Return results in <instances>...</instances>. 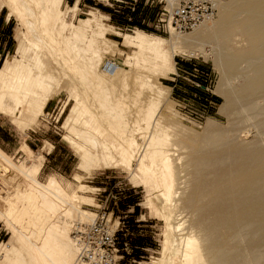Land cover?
<instances>
[{"label":"rangeland","instance_id":"374dc122","mask_svg":"<svg viewBox=\"0 0 264 264\" xmlns=\"http://www.w3.org/2000/svg\"><path fill=\"white\" fill-rule=\"evenodd\" d=\"M2 2L3 0H0V9L6 14L9 6L3 5ZM95 2L103 6L105 10L92 8L89 6L88 0L74 4L64 0L61 8L68 22H73L75 25L81 23L83 17H88L93 21L104 23V25L114 26L113 22L121 20L120 17H113L107 13L113 12L122 16V10L126 9L124 6L130 5L128 2H131L130 6L136 7L138 4L140 7L137 16H133L131 20L138 19L140 25L146 28L143 30L145 33L166 39L171 38L169 31L162 32L154 26V21L163 6V0H95ZM215 3L218 11L212 22H206L207 24H203L195 30L177 34L183 40V45L192 53L188 55L176 54L174 56L176 70L173 75L166 77L161 75L157 71L158 69L153 68L151 64H137L134 60L126 59L137 49L134 46L124 44L123 34L134 33L136 26H122L121 28L112 26L114 28L112 31L105 32L109 39L117 42V49L114 52L104 54L101 71L108 76L107 72L111 71V65L107 61L118 64L122 71L119 72L120 79L116 89L117 91L122 90L124 93L126 89V93L129 94L124 108L120 111H112L114 117L110 115L113 117L110 121L101 119V114L108 107V101L102 100V93L95 91L96 82L86 75H80V68L78 71L68 68L70 60L63 56L58 49L57 39L44 32L43 24L39 22L40 19L32 13V11L37 13V7L33 3H31L32 5L28 3L27 5H30L28 9L20 10L22 13L21 20L16 14L10 16L8 24L10 44L5 54L0 58V67L8 59L7 57H11L13 60H21L23 57L25 61H31L35 49H38L43 55L46 69L51 74L55 70L56 72L51 76L54 79L50 81L49 78L47 80L50 81L48 86L51 88H49L51 92H48V100L43 112L38 114L33 121H30L31 119L26 115L21 116V119L28 123L23 124V126L25 125L23 129L22 126L17 127V124L12 122L8 116L0 113V147L12 155L15 161L24 157L19 150L23 143L33 151L32 155L40 154L43 156V165L37 175V179L41 182H45L48 175H54L69 190H78L80 183L92 187L91 190L85 192L86 195L92 197V201L81 204V207L92 211L94 213L93 218L96 212L104 206L108 207L107 211H113L111 221H117L115 228L118 229V240L123 255L121 264H151L156 258L161 257V243L166 230V220L158 197L163 192L160 185L155 181L154 184L151 182L150 185L144 183L140 171L134 170L138 164L137 154L131 160L133 174L131 168H99L88 171L80 169L78 153L63 138L64 135L71 136L64 123L70 109L77 105L83 113L81 121L77 124L79 128H86L83 120H87L91 126L90 129L93 131L101 130L100 133H103V137L106 139L122 135L128 128L135 130L132 121L133 116L140 105L146 101L149 91L147 85L141 86L139 84L142 78L148 79L149 83L166 91V94L159 101V113L164 122L176 124L183 129L179 128L180 132L170 128L166 131L169 141L165 148L169 149L172 172L175 177L171 190L176 194L172 195L168 203V205L171 204V207L174 204V208H163L165 214H175L178 217L177 220L181 219L180 230L186 231L188 227L194 228L192 231L200 239L201 245L211 243L215 239L220 244L224 243L226 246L224 247V264H232L231 262H234L235 258L236 261L238 260L236 264H264V217H256L250 225H247L244 219L247 210L240 206L236 210L235 219H233V221L239 222H237L238 226L234 222L235 226L230 230L227 228L230 225L227 221L230 220L225 221L229 224L225 227L222 226L227 225L224 221L223 224L216 223V221H222L224 218V216L215 218L219 212L218 207L222 203L219 195L216 198L213 195V190L210 191V188H208L210 192L205 190L208 183L216 178V166V168L219 166L223 169L226 168L225 170L233 167L230 158L234 156V152L241 159V161L236 160L238 165L237 162L235 165H244L243 168L245 169L247 165H252L251 168L247 166L248 169H252L257 161H261L258 164L264 162V88H260L258 86L260 81L254 79L256 70L264 67V57L260 55L259 57L257 55L259 53L253 50L252 56L249 55L248 57L247 54L242 58L237 57L238 59L236 58L235 61L236 54L249 50L247 33L241 26L232 25L229 30H225V28L215 30L213 26L214 21H217L219 17V13L224 10L227 14H231L232 21L237 20V23H240L241 19L246 21L251 18L261 20L264 23V0H216ZM251 6H257L258 9L251 8ZM48 46L51 47L53 53L49 52ZM199 52L204 54H199ZM78 56L81 57L82 53L78 52ZM215 56L221 62L227 61L229 64L232 62V65L214 68L211 59ZM80 65L81 63L78 64V66ZM194 65L202 71L199 73L204 77L202 79L210 84L208 94L213 102L211 107L204 106V101L199 98L198 91L192 83V80H201V78L186 77L185 73L182 72V70L190 71ZM144 66L149 67V70H146ZM49 67L51 70H55L50 71ZM52 67L54 68L52 69ZM63 69L67 72H64L65 75L62 72ZM220 76L225 79L223 84L231 100L229 107L223 114L222 112L219 113V107L225 100L224 96L215 92L216 85L221 81L219 78L222 79ZM197 77L199 76L197 75ZM249 82H252L250 91H243L245 90L243 86ZM122 84L126 86L123 88ZM244 101L248 102L245 103ZM185 114L190 121L183 118ZM208 120L214 123L213 130L206 128ZM246 129L249 131L247 132ZM136 138H139L138 133ZM137 140L140 141V139ZM79 141L86 142L83 138H79ZM243 149L246 152H241ZM248 150L250 156L253 157L250 158L252 162L256 159L251 165L252 162L249 163L243 159ZM258 150L260 153H257ZM261 150L263 151L261 152ZM221 153L225 156H222ZM219 154L224 158L220 157V159ZM229 154L233 156L230 157ZM258 154L259 157H257ZM228 155L229 160L226 158ZM262 156L263 158H261ZM212 166H215L214 169ZM261 170L260 172H262ZM197 178L198 180H196ZM252 178L254 177L251 175ZM179 180H184L185 185L187 184L191 190L194 185L199 186L197 184H200L199 187L202 186L203 195L199 199L195 195L193 205L189 203L192 208H188L189 205L187 207L182 206V204H188L185 201L183 203L182 200L189 196L190 190L189 188L186 189V186L182 187V190L176 182ZM195 180L200 183H195ZM258 180L256 185L263 186L264 178ZM222 187L224 185H221ZM184 189L188 190L186 193L188 196H183L186 192ZM199 190L201 191L200 188ZM238 195V199H243L240 192ZM260 196L259 191H255V199L260 200ZM231 198L228 199L231 200ZM256 208L255 210L256 212L258 210L259 215L262 209L259 206ZM199 218L205 219L202 223L203 228L197 226ZM204 225L209 226L207 231L204 230ZM11 240V233H9L4 222L0 220V243H9ZM204 259H207L206 256Z\"/></svg>","mask_w":264,"mask_h":264},{"label":"bare ground","instance_id":"6f19581e","mask_svg":"<svg viewBox=\"0 0 264 264\" xmlns=\"http://www.w3.org/2000/svg\"><path fill=\"white\" fill-rule=\"evenodd\" d=\"M2 3L9 6L6 13L7 19L11 15L16 14L21 20L22 13H20V10L23 8L28 9L30 6L27 5L28 3H33L37 7V13L33 11L32 13L40 19L38 20L43 24L44 32L48 36L57 39L59 43L58 49L63 56L70 60L68 68L77 71L80 68V75H86L91 80H94L96 82L94 85L95 91L101 92L103 95L102 100L108 101L107 109L105 108L103 114H101L102 120L110 121L114 117L112 111H120L124 108L129 94L126 93V89V94L124 91H117L116 89L118 87V80L120 79L119 72L122 69L115 62L107 61L111 65V71L107 72L108 76L101 71L104 54L114 52L117 49V42L105 35L106 31L114 29L112 26L104 25V23L99 21H93L88 17H83L81 23L78 25L68 22L61 8L63 0H3ZM251 8L258 9L257 6H251ZM231 16L225 10L220 12L213 26L215 30H219L220 28L229 30L232 25L241 26L245 33H247L246 36L252 50L249 47V50L236 54L235 61L237 57L242 58L247 54L248 57L249 55L252 56L253 50L259 53L257 54L258 56L264 57L263 21L251 18L246 21H244L245 19H241L240 23H237V20L232 21ZM168 31L171 34L170 39L150 35L137 28H135L134 33L123 34L124 44L131 47L134 46L137 49L135 53L128 55L126 59L134 60L137 64H151L153 68L156 67L157 71L165 77L173 75L176 70L174 56L176 54L188 55L192 52L183 45V40L179 38L178 33L174 32L171 28ZM47 49L53 53L50 46ZM38 51V49H35L31 61H25L23 57L21 60H13L11 57H7L8 59L0 67V113L8 116L12 122L17 124V127L22 126V129L25 126L23 124L28 123L24 122L21 116L26 115L31 119L30 121H33L38 114L43 112V108L48 100V92H51L48 82L50 84V81L54 79L51 76L56 72L53 69L54 67H52L53 70L49 67L50 71L55 70L52 74L46 69L43 55ZM78 52L82 53L81 57L78 56ZM199 54L203 55L204 53L199 52ZM211 60L214 68L232 65V62L230 64L227 61V63L221 62L217 56ZM79 63H81L80 66H78ZM144 67L146 70H149V67ZM62 72L65 75L64 72L66 70L63 69ZM220 77L222 79L219 78L221 81L216 85L215 92L224 96L225 100L219 107L220 112L218 111L223 114L229 107L231 100L223 84L225 83V79L223 76ZM49 78L50 81H47ZM254 79L260 81L258 85L260 88H264V67L256 70ZM139 84L141 86L147 85L149 91L146 101L140 105L133 116L132 121L135 130L126 128L127 130L124 131V134L117 137L113 136L112 139H106L103 137V133H100L102 132L101 130L93 131L90 129L91 126L87 120H83L86 128H79L77 124L81 121L83 113L75 105L70 109L64 123L67 132L71 136L64 135L63 138L78 153V166L80 169L88 171L99 168H131V173L133 174L131 160L137 154L138 164L134 170L140 171L142 181L148 185L151 182L154 184L155 181V183L160 185L163 194L158 198L164 213L163 216H165L166 230L161 243V257L156 258L151 264H224V247H226L224 243L221 242L222 244H220L215 239L211 243L201 245L200 239L192 231L194 228L188 227L186 231L180 230L182 225L181 219L177 220L178 217L175 214L166 215L164 212V209L174 208V204L171 207V204L168 205V203L172 195L176 194L171 190L175 177L172 172L169 149L165 148L166 145L168 146L169 141L166 131L170 128L180 132L182 128L176 124L164 122L162 115L159 113V101L166 94V91L149 83L148 79L144 80L142 78ZM251 84L252 82L244 84L243 89L245 87V90L243 91H250ZM125 86L124 84L123 88ZM245 99L247 98L245 97ZM206 126V128L213 130L214 123L208 120ZM246 131L248 132L249 130L246 129ZM137 133L139 138H136ZM79 138L85 139L86 142L83 141L84 143H82L79 141ZM137 139H140V141L138 142ZM237 148L239 149V146ZM19 150L23 153L24 157L15 161L12 155H9L0 148V220L4 222L12 236L11 242L0 243V264H74L77 249L71 238L70 230L75 222L88 224L95 218L92 217L94 216L92 211L81 207V204L92 201V197L85 194L92 187L80 183L78 190H69L54 175H48L45 182L39 181L37 175L43 163L42 156L40 154L32 155L33 151L24 143ZM244 151V149L241 150V152ZM258 151L257 153H260ZM247 153L244 154L243 159L250 163L252 162L250 158L253 157L250 156V153L248 155ZM233 154L234 156L229 154L230 157L233 156L231 158L229 155L226 156V158L229 157L231 159L230 163L233 166L231 169L225 170L226 168H220L219 165V168H216L217 166L214 164L217 172L213 171L216 172L214 173L217 180L216 178H214L215 180L212 179L211 183L209 182L205 188L206 192L209 191L208 188H210V191L213 190V195L216 198L219 195L222 203L218 207L219 212H217V215L215 214V218H222L224 216L223 219L225 220L222 219V221L219 220L216 223L223 224V221L230 220L227 221L230 225L227 222H225L227 225H222L224 227L229 225L227 227L229 229L233 228L235 223L236 225L239 223L238 221V223L235 220L233 221V219H235L236 210L240 206L247 210L244 217L245 224L247 225H250L256 217H264V185H256L259 178L262 180L264 178V162L262 161L263 163L258 164L261 161H257L255 165V159V161L253 160L250 163V165L254 163V167L248 169L252 165H247L248 167L246 166L245 169L243 168L244 165L237 166L238 162L236 160L241 161V159L240 156L235 155L236 152ZM222 156H225V154ZM222 156L219 154L218 157L224 158ZM257 157H259V154ZM227 164L229 165L228 162ZM251 175L254 178L251 179ZM196 180L194 181L195 183L199 182ZM176 182L180 188L185 186L186 189L189 188L187 184L185 185L184 180ZM197 185L200 186V184ZM221 185H224V187L221 188ZM199 186L194 185L192 190L189 188V196L186 194L188 190L184 189L186 192H184L183 196L187 195L188 197H183L184 200L182 201L188 204H182V206L187 207L189 203L193 205L194 196L197 195L199 199L203 195L202 186ZM255 191H259V194H261L260 200L255 199ZM239 192L243 196L241 200L238 199ZM223 196H225L224 199H222ZM232 196L234 197L231 198ZM228 198H231V200ZM256 206L262 209L259 215L258 210L257 212L255 210L257 209ZM188 208H192V206L189 205ZM199 219L197 220V226L203 228L202 223L205 219ZM115 223L117 221L114 220L113 227H115ZM208 227L204 225V230L207 231ZM225 245L227 244L225 243ZM205 256L208 260L204 259ZM232 257L234 256L232 255ZM237 262L238 260L236 261L235 258V261L231 263L236 264Z\"/></svg>","mask_w":264,"mask_h":264},{"label":"built area","instance_id":"2783aa9c","mask_svg":"<svg viewBox=\"0 0 264 264\" xmlns=\"http://www.w3.org/2000/svg\"><path fill=\"white\" fill-rule=\"evenodd\" d=\"M217 11L214 0H163L154 26L162 32H168L171 28L174 32L183 34L212 21ZM182 72L186 77L201 78L192 80V83L199 98L204 101V106H213L208 94L210 84L199 74L202 71L194 65L190 71ZM183 118L190 121L187 114ZM107 208L104 206L97 211L91 223L76 222L72 225L70 234L77 249L74 264H121L123 255L118 240V229L113 227L114 221H111L113 211H107Z\"/></svg>","mask_w":264,"mask_h":264},{"label":"crops","instance_id":"0c3cea01","mask_svg":"<svg viewBox=\"0 0 264 264\" xmlns=\"http://www.w3.org/2000/svg\"><path fill=\"white\" fill-rule=\"evenodd\" d=\"M65 1H67V2L72 1V4H74L77 2H81L83 0H65ZM93 1H94L93 5H89V6H91L92 8H96V9L99 8L100 9V7H98L99 5L97 4V2H95V0H93ZM128 3L131 5V2H128ZM130 5L124 6V7H126V9L122 10V12H121L123 14L122 16L114 14L113 12L107 13L113 17H115V16L120 17V19H121V20L113 22L114 26L111 24L114 28L115 27L121 28L122 26H133L132 24H140L138 19L131 20L133 16L134 17L137 16V14L140 10L139 5L137 4L136 7L130 6ZM9 21H10V18L7 19L6 14H4V11L2 9H0V58L5 54V52L7 51L8 47H9V44H10V38H9L10 35H9V27H8ZM134 28H138V27L136 26ZM184 66L186 67V65H184ZM42 165H43V163H42Z\"/></svg>","mask_w":264,"mask_h":264},{"label":"trees","instance_id":"16d2710c","mask_svg":"<svg viewBox=\"0 0 264 264\" xmlns=\"http://www.w3.org/2000/svg\"><path fill=\"white\" fill-rule=\"evenodd\" d=\"M70 4H72V1H68ZM88 2H89V5H93V0H88ZM98 7H100V8H102V9H104V7L103 6H101V5H99ZM105 10V9H104ZM133 26H137V27H139V29H141V30H145L146 28L145 27H143L142 25H140V24H132Z\"/></svg>","mask_w":264,"mask_h":264}]
</instances>
